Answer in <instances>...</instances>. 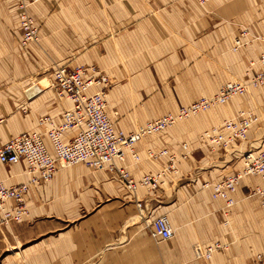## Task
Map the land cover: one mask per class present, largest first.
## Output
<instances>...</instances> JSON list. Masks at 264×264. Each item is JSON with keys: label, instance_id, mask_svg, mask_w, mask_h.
<instances>
[{"label": "crops", "instance_id": "0c3cea01", "mask_svg": "<svg viewBox=\"0 0 264 264\" xmlns=\"http://www.w3.org/2000/svg\"><path fill=\"white\" fill-rule=\"evenodd\" d=\"M19 1L40 27L39 41L26 48L20 44ZM245 28L247 44L234 50ZM262 53L264 0H0V145L36 129L45 115L61 123L62 112L74 107L44 85L62 65L107 76L106 112L131 133L229 81L248 82L261 69ZM243 111L259 117L245 142L227 149L202 143V132ZM75 134L68 131L64 141ZM46 144L53 153L47 138ZM249 147L264 150V86L249 85L226 104L144 137L135 146L139 160L128 152L117 162L140 181L164 171L175 155L176 170L166 171L157 191L129 192L117 173L84 164L31 186L28 217L10 225L0 221V264H264V205L251 194L264 180L243 178L229 193L231 208L212 196L214 182L242 169V150ZM165 148L167 155H149ZM29 179L24 163H0V181ZM152 200L157 202L148 214ZM162 211L175 235L156 242L148 223ZM216 244L221 247L206 258Z\"/></svg>", "mask_w": 264, "mask_h": 264}, {"label": "built area", "instance_id": "2783aa9c", "mask_svg": "<svg viewBox=\"0 0 264 264\" xmlns=\"http://www.w3.org/2000/svg\"><path fill=\"white\" fill-rule=\"evenodd\" d=\"M205 5L213 0H197ZM18 19L21 31L20 44L26 48L32 42L40 39V27L28 10L24 1L18 3ZM249 36L248 29H242L234 41V50L245 44ZM261 69L249 77L248 82L229 81L215 94L201 97L189 105L181 106L175 113L150 120L139 130L126 133L119 129L106 112V89L110 85L107 76H94L90 73L93 68L84 66L62 65L58 67L49 80L59 99H68L74 107L62 112V121L57 124L53 117L45 115L40 118L39 125L31 132H24L0 145V163L17 165L24 163L30 176L28 182L18 185H8L0 181V221L4 225L21 222L29 215L27 194L31 186H43L51 181L56 173L65 167L84 164L92 169H108L117 173L124 188L129 192H136L139 187L157 191L165 184L166 171H175L176 156L169 155V162L165 170L157 174H146L140 181H135L124 166L117 162H124L127 153H131L135 160H139L135 146L144 137L161 133L176 122L187 119L207 111L215 105L226 104L233 98L243 95L248 86H264V53L259 56ZM97 89L92 91V88ZM259 121V117L251 111H243L236 118L225 120L218 126L205 130L200 135L204 145L211 149H227L230 146L245 142L249 130ZM76 130L75 136L68 142L64 141V134ZM46 138L51 141L53 153L50 152ZM187 148V145L184 144ZM168 154V150L149 152L151 157H161ZM243 167L241 170L223 177L212 184L213 198L226 200V207L231 208L235 200L229 193L235 192L245 177L256 176L264 180V150L255 151L247 148L242 152ZM252 195L260 196L264 205V185L256 186ZM138 207L143 210L141 201ZM228 212V211H227ZM227 222V220L225 221ZM150 236L156 242H166L175 235L170 218L166 214L159 215L148 223ZM219 244L209 246L204 256L211 258L213 252L219 249ZM260 259V256H259Z\"/></svg>", "mask_w": 264, "mask_h": 264}, {"label": "rangeland", "instance_id": "374dc122", "mask_svg": "<svg viewBox=\"0 0 264 264\" xmlns=\"http://www.w3.org/2000/svg\"><path fill=\"white\" fill-rule=\"evenodd\" d=\"M236 81H237V80H236ZM42 85H43V83H42ZM44 85H45V84H44ZM44 87H45V86H44ZM211 96H212V95H211ZM207 97H208V96H207ZM198 99H199V98H198ZM198 99H196V100H198ZM188 105H189V104H188ZM183 106H186V105H183ZM180 107H181V106H180ZM180 107H179V108H180ZM179 108H178V110H179ZM172 113H174V112H172ZM193 116H194V115H192L191 117H193ZM191 117H189V118H191ZM187 119H188V118H187ZM183 120H186V119H183ZM183 120H182V121H183ZM180 121H181V120H180ZM176 123H177V122H176ZM176 123H175V124H176ZM249 148H250V147H249ZM245 150H246V149H244V150H242V151H245ZM91 169H92V168H91ZM156 202H157V200H152L151 202H148V207H147V209H146V210H147L146 213L149 214V213L151 212V208H152L151 206L154 205ZM143 205H144V204H143ZM157 205L165 206V205H166V202L163 201V203H158ZM142 207H143V206H142ZM143 208H144V207H143ZM162 209H163V208H162ZM163 210H165V209H163ZM164 213H165V211H162V214H164ZM162 214H161V215H162ZM166 215H167V214H166ZM169 218H170V217H169Z\"/></svg>", "mask_w": 264, "mask_h": 264}, {"label": "bare ground", "instance_id": "6f19581e", "mask_svg": "<svg viewBox=\"0 0 264 264\" xmlns=\"http://www.w3.org/2000/svg\"><path fill=\"white\" fill-rule=\"evenodd\" d=\"M44 83H45V85H46V86H48V85H49V82H48L47 80H46V82H44ZM44 83H43V84H44Z\"/></svg>", "mask_w": 264, "mask_h": 264}, {"label": "water", "instance_id": "95a60500", "mask_svg": "<svg viewBox=\"0 0 264 264\" xmlns=\"http://www.w3.org/2000/svg\"><path fill=\"white\" fill-rule=\"evenodd\" d=\"M49 86V85H48Z\"/></svg>", "mask_w": 264, "mask_h": 264}]
</instances>
